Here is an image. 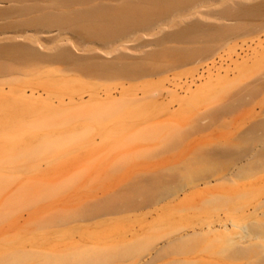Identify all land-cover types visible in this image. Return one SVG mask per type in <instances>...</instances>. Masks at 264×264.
Listing matches in <instances>:
<instances>
[{"label":"rangeland","instance_id":"obj_1","mask_svg":"<svg viewBox=\"0 0 264 264\" xmlns=\"http://www.w3.org/2000/svg\"><path fill=\"white\" fill-rule=\"evenodd\" d=\"M200 7L202 12L188 20L165 22L164 29L156 26L149 35L159 34L145 35L139 43L135 40V48L124 44L130 56L137 52L131 58L138 59L141 51L145 55L151 50L156 56L167 46L188 48L175 42L163 45L160 39L190 24L198 25V32L211 33L233 27L194 62L183 59L172 65L171 58L159 62L156 56L154 63L163 64L164 73L156 66L161 75L153 71V77L145 75L136 82L137 97L143 93L142 84L149 83L146 91L153 100L149 118L131 123L115 118L98 124L77 122L78 137L60 149L47 140L44 144L42 139L0 134V172L4 171L0 173V264L259 263L261 254L233 259L225 249L228 239L236 241L243 235L239 226L244 223L257 219L264 226V168H245L250 158L234 161L222 150L244 148L241 134L263 117L264 92L218 120L213 112L241 85L256 82L259 76L264 79V0H214ZM235 7L257 9L259 13L251 15L254 19L257 15L256 21L248 19V13L241 16L243 20L236 18ZM107 58L102 57L112 59ZM242 63L246 65L237 66ZM217 78L223 82H216ZM1 84L0 93L7 94V84ZM110 92L118 98L120 86ZM30 93L25 90V96ZM97 93L104 96V89L98 87ZM33 95L46 97L41 91ZM82 96L73 104L89 101L87 93ZM64 103L70 105L67 98ZM45 124V129L52 128ZM42 143L43 152H33ZM129 249L135 251L125 256Z\"/></svg>","mask_w":264,"mask_h":264},{"label":"bare ground","instance_id":"obj_2","mask_svg":"<svg viewBox=\"0 0 264 264\" xmlns=\"http://www.w3.org/2000/svg\"><path fill=\"white\" fill-rule=\"evenodd\" d=\"M205 1L214 2V0H0V82L8 86L7 94L0 93V134L6 132L19 135L20 139L25 136L30 140L31 138L42 139L44 144L47 140L46 143L51 142L53 148L60 149L65 147L66 141L78 137L77 122L98 124L115 118L118 122L128 121L131 123L149 118L151 110L148 106L153 102L150 99V94L146 91L149 83L142 84L143 93L140 97H137L135 91L138 87L136 82L141 77L145 78V75L146 77L147 75L153 77L154 72L158 75L161 69V73L162 71L164 73L163 64L161 63V69L158 71L160 67L154 61L158 58L159 62L163 59L169 61L171 58L172 60L169 62H174L172 65L181 62L183 59L194 62L199 55L210 49L213 42L232 30L233 27L229 26L232 29H225L224 31L216 30L215 33L206 31L203 28L204 31L198 32L199 29L197 30L196 27L199 28V26L195 25V27L189 22L190 25L188 24L189 26L184 29L178 30L179 32L172 33L173 35L168 32V38L164 39L165 36L164 38L161 36L160 39L163 45L168 42H173V44L175 42L178 45L180 43L186 45L188 48L181 49L177 46L173 48L170 46V50L167 46V49L164 48V50L161 49V52L158 51L161 53L159 54L156 53L157 50L156 52L153 51V46L152 51L156 53V56L158 55V58L152 53L150 54L151 50L146 51L147 54L145 53V55H142L141 51L139 55L142 58L138 57L140 60L135 58L136 61H134V57L133 60L131 56H134L137 52H132L134 54L131 53L130 56L131 51L126 50L124 44L131 43L135 48L136 44L139 43V38L141 42L144 40L143 36L151 37L149 34L154 31L156 26H162V29H164L165 22L167 24L170 21L169 24L172 22L180 23L188 20L193 15L200 14V5ZM245 7L237 10H235L237 7L232 9L233 12L239 11L237 15L236 13L233 14L229 8L228 10L225 8V10L229 12V15L231 13L236 15V18L240 16V19H242V15L247 13L250 16L255 11L254 15L259 13L257 9L254 10L255 8H253V12L251 11L252 8L245 9ZM262 9L263 7L259 8L260 11ZM223 12L220 13V16ZM229 15L228 17H230ZM232 17L233 20L236 19L234 16ZM244 17L246 19L247 16ZM251 17L248 16V19H254V17ZM255 19L254 21H256ZM259 19H262V17ZM186 22L181 24L185 25ZM255 25L253 24L251 27H255ZM250 29L247 28L246 31H250ZM147 36L145 38H148ZM135 40L138 43L134 44ZM154 42L149 41L151 44H154ZM158 42L154 45L160 44L161 46L162 43L158 44ZM119 50L121 52H124V50L129 51V55L127 54L129 57L126 54L124 56L123 52L120 55ZM126 51L124 53H128ZM143 52L145 51L143 50ZM104 55L105 58L109 56L112 59L107 58L109 60H104L102 59ZM163 55L165 56L163 57ZM136 56L138 55L136 54ZM151 61L155 66L151 64ZM169 62L167 65L172 67ZM245 65V63H242L237 66L242 68ZM91 79L100 80V82L89 81ZM257 79L256 82L254 80L246 85L244 84L245 87L241 85L243 88L239 87L241 90L238 93L225 99V103L214 110V120L227 115L234 108L245 103L246 100L255 96L258 97V94L261 95L264 92V79L263 76H259ZM123 80L128 81V84L124 85L120 82ZM104 81H113L114 84L101 83ZM215 81L223 82V78H217ZM240 83L242 84V82ZM117 85L120 86L118 98L110 92ZM231 85L235 86L234 82ZM98 87L104 89V96L97 93ZM26 89L31 91L29 96H25ZM226 89L223 90L226 92ZM232 89L229 91H232ZM34 91H41L46 97H35L33 95ZM84 93H87L89 101L73 104L77 100L80 101ZM65 98L68 99L70 105H65ZM28 122L33 125H31V128H24L23 125ZM41 122L43 124H40ZM45 122L52 124V128H46L47 130L50 128V132L44 128ZM198 127L199 125H197ZM39 129L46 131L43 134L40 131L38 132ZM31 130L35 134L31 133ZM40 135L42 136L36 138ZM241 135L244 136L242 142L244 148L239 152L234 151L235 153L222 150L223 153H226L227 157H231L234 161H239L243 157L250 158V162L245 168H264V113L263 117L261 115L260 119L253 121L245 129L244 134ZM34 141L36 142V140ZM43 143L33 152L39 154L43 152ZM16 144L15 147L22 148L19 143ZM224 154L222 156L226 158ZM144 191L149 193L147 189ZM239 228L243 235L238 236L239 238L236 241L228 239V246L225 250L229 251V258L252 259L254 256L261 254L258 264H264V226L261 221L252 219L239 226ZM132 251L135 250H127L125 256L132 253Z\"/></svg>","mask_w":264,"mask_h":264}]
</instances>
